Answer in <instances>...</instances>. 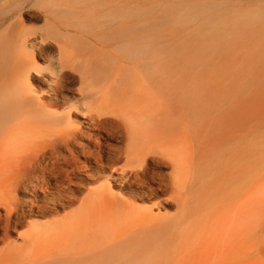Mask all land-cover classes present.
Listing matches in <instances>:
<instances>
[{"label":"bare ground","instance_id":"obj_1","mask_svg":"<svg viewBox=\"0 0 264 264\" xmlns=\"http://www.w3.org/2000/svg\"><path fill=\"white\" fill-rule=\"evenodd\" d=\"M110 4L103 2L105 7ZM17 7V2H11L0 10V28L4 26L0 31V189L8 176L2 175L13 173L16 176L8 178L14 180L15 191H31L36 201L51 200L54 207L62 206L71 202L70 186L82 157L98 166L105 160L104 168L110 170L102 179L103 189L110 191V182L116 181L119 191L133 199L129 204L98 189L99 195L90 192L82 201L87 219L78 216L60 224H38L27 233L22 247L31 253L29 264H163L173 250L164 237L178 228L183 231L178 247L191 250L194 264H264L259 129L243 125L239 112L197 111L191 80L167 79L160 73L155 60L158 44L143 39L145 35L133 36L131 28L118 27L133 15L111 10L100 14L97 0H49L37 18L42 27L25 30L19 14L13 19ZM115 27L123 39L116 47L118 54L131 63L133 74L127 78L105 75ZM38 54L45 56L47 68L36 62ZM70 78L81 88L73 107L60 91ZM116 132L123 137L122 147L108 142ZM101 133L109 139L106 146L100 143ZM193 135L212 147V158L221 170L220 186L205 190L202 204L184 213L172 180L186 165L179 166L183 165L180 154L167 143L180 136L191 140ZM156 141L160 151L148 152L146 145ZM33 142L35 146H28ZM123 158L127 167L113 171ZM15 159L18 163L8 167ZM167 165L171 170L165 174L162 169ZM52 182L59 184L55 193L48 191ZM146 202L149 207L134 205ZM172 202L178 204L176 215L167 213ZM43 209L36 205L27 213L6 209L0 214V228L7 232L12 217L19 213L22 219L37 217ZM100 213L115 218L114 240H100L109 234L110 226L89 220Z\"/></svg>","mask_w":264,"mask_h":264},{"label":"rangeland","instance_id":"obj_2","mask_svg":"<svg viewBox=\"0 0 264 264\" xmlns=\"http://www.w3.org/2000/svg\"><path fill=\"white\" fill-rule=\"evenodd\" d=\"M97 1L100 14L111 10L116 14L133 15L130 20L117 24L118 27L131 28L133 36L145 35L147 37L143 36V39L147 38L149 42L155 41L154 44H158V57H155V60L157 58L160 63V73L167 79L189 78L191 80L194 90L193 104L197 111L218 110L229 115L234 111L239 112V119L243 125H254L259 129L262 139L258 148L257 169L260 177L258 191H264V0H109L111 4L108 7L103 5V2L107 0ZM11 2H17L18 7L12 11L13 19L19 14L22 28L34 30L42 27L43 22L37 21V18L43 14L49 0H0V10H5ZM3 28L4 26L0 28V31ZM116 28L112 31L115 37L108 43L112 46L113 53L111 58H108L110 66L109 69L107 67L105 75L116 79L127 78L133 72L131 63L119 55V50L116 49L123 40L119 29ZM94 57L107 65L100 56L94 55ZM35 60L41 68L48 67L45 56L38 54ZM102 68H104L103 64ZM68 74L73 73L68 71ZM70 80L67 85L65 84V88L59 89L68 99L67 105L73 107L81 94L79 91L81 88L78 82H72L73 78ZM57 84L61 85V83ZM147 105L150 104L147 103ZM58 106L62 107V103ZM120 110L123 108H120L117 113ZM105 135L101 133L98 136L103 145L109 140ZM120 135L116 132L113 139L108 142L122 147L124 140ZM177 138L167 141V144H170L168 146L173 152L180 154L179 163L183 165L179 164V166L183 168L186 165V169L183 168L185 172L183 169L176 172L172 187L181 195L183 209H187L184 213H187L190 209L202 204L205 190L220 186L221 170L219 171L215 165L212 158L213 150L209 143L200 142L195 135L191 140L185 137L187 142L184 136H180L179 140ZM157 143L159 144V141L151 145L148 143L146 146L149 145V147L145 146L148 152L150 150V152L158 153L160 150ZM11 144L19 145L20 141H12ZM35 144V142L28 143V146L33 147ZM118 161L111 171L112 169L120 171L127 167L128 162L124 158ZM12 162V164L7 163V166L11 167L18 163L16 159ZM78 163L80 169L74 178V184L70 186L71 202L64 201L62 206L54 207L51 200L36 201L31 191H15L14 180L10 178L13 181L11 182L8 177L11 175L10 177L14 178L16 174L2 175L1 178H4L5 174L8 176L2 179L5 184L3 183L0 189V214H4L6 209H12L13 212L19 209L21 212L19 210L16 212L22 213L24 210L27 213L34 205L45 206L43 211L46 213L40 212L37 217L25 216L24 219L18 217L20 213L17 216L13 213L14 217L8 231L5 232L2 227L0 228V264H29L32 259L31 253L22 247L27 233L33 232L38 224H60L62 221H73L78 216L87 219V216L83 215L86 211L83 200L87 198L88 193H94L92 194L94 196L98 193V189H103L102 179L107 176L110 168H104L105 160H102L101 165L98 166L93 159L85 163L84 158L80 157ZM152 167L158 170L154 165ZM170 170L169 165L162 169L165 174H168ZM110 183V191L103 189L102 195L113 194L116 200L133 203V199L128 195H123L126 192L119 191V182ZM58 186L59 184L53 183L48 191L55 193ZM150 204L146 202L134 205L144 208L149 207ZM177 205V202H172L166 207L167 213L176 215ZM153 213L156 214L157 210L155 209ZM114 219L113 215L103 213L89 217L90 221L110 226L109 234L101 236L100 240L103 242H109L112 238L114 240L118 235V224ZM182 233V228H178L164 237V242L171 246L170 251L173 250L163 264H194L191 250L181 251L178 247L182 240ZM97 245L99 246V243ZM62 250L57 251L63 253ZM44 251L40 253L44 254ZM25 255H28L26 260L23 257Z\"/></svg>","mask_w":264,"mask_h":264}]
</instances>
